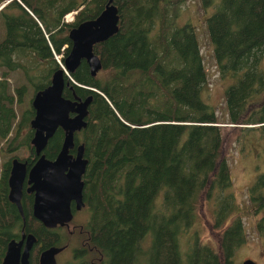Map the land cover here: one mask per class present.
I'll return each mask as SVG.
<instances>
[{
	"label": "trees",
	"instance_id": "1",
	"mask_svg": "<svg viewBox=\"0 0 264 264\" xmlns=\"http://www.w3.org/2000/svg\"><path fill=\"white\" fill-rule=\"evenodd\" d=\"M185 1L113 0L118 31L93 46L105 74L92 77L81 61L65 75L70 85L65 98L92 96L87 126L74 134L88 160L83 180L91 232L82 235L73 264H233L235 250L246 241L239 216L223 230L217 252L198 242L196 230L184 246L181 237L192 227L203 195L214 227L237 212L227 158L220 156L222 124L241 125L239 130L264 141V0H201L203 7L215 8L206 23L218 70L233 79L224 92V121L201 99L207 75L197 38L190 23H178ZM106 2L0 0L6 3L0 11L5 30L0 145L26 128L19 143L28 144L34 110L27 96L47 87L53 72L63 69L69 30L95 18ZM71 12L74 20L63 21ZM13 73L22 80L13 77L9 83ZM62 141L58 129L44 150L47 158L56 157ZM17 142L11 137L0 148H16ZM6 165L0 170V258L20 226L7 200ZM248 199L255 209H264V172L249 187ZM256 228L264 229V216ZM35 231L44 246L62 242L42 228ZM147 236L150 245L144 250Z\"/></svg>",
	"mask_w": 264,
	"mask_h": 264
},
{
	"label": "water",
	"instance_id": "2",
	"mask_svg": "<svg viewBox=\"0 0 264 264\" xmlns=\"http://www.w3.org/2000/svg\"><path fill=\"white\" fill-rule=\"evenodd\" d=\"M118 22L117 7L113 0H107L103 10L95 18L72 27L68 32L71 44L63 60L65 71L56 70L52 74L50 84L32 97L34 117L30 121L33 130L31 145L36 149V153L39 154L46 148L58 129L63 131V141L56 157L50 160L42 154L28 172V191L34 193L33 216L47 227L72 219V200L76 202L77 209L84 204L82 175L86 171L88 160L84 157V145L75 146L74 134L87 126L86 117L92 96L89 95L85 99L76 96L73 99L65 98L62 95L63 90L70 85L64 72L69 76L81 61H85L90 75L95 77L102 68V62L100 56L93 51V46L113 36L118 31ZM74 147L75 155L70 152ZM25 166V162L16 158L12 161L8 178L9 199L16 204H19L21 197ZM28 246L22 255L23 259L28 256ZM18 247V243L11 241L7 245L1 264H16ZM62 249L51 246L43 250L40 264H56L55 255ZM243 264L255 262L247 259Z\"/></svg>",
	"mask_w": 264,
	"mask_h": 264
},
{
	"label": "rangeland",
	"instance_id": "3",
	"mask_svg": "<svg viewBox=\"0 0 264 264\" xmlns=\"http://www.w3.org/2000/svg\"><path fill=\"white\" fill-rule=\"evenodd\" d=\"M7 3V2H6ZM6 3L0 5V11L4 10ZM215 8L213 6L203 7L201 0H186L179 9L178 23H190L194 29L204 69L207 75V84L201 93V99L207 103L214 111L219 121L228 119V112L225 106V89L233 82L232 77H222L213 54V46L207 32L206 18L209 17ZM75 15V12H72ZM5 36V30L0 22V40ZM105 74L104 70L98 72L99 76ZM11 76V77H10ZM9 76V83H13V77L21 74L13 73ZM22 80V76H21ZM29 93L27 101L32 98ZM20 114L18 113V118ZM223 137L220 155L227 158L230 176L232 180L233 192L238 205L237 212L232 214L222 227L213 226V217L210 203L204 195L197 203V217L189 232L181 237L182 246L187 240L194 239L193 231L199 235L198 242L201 245L209 246L217 252L219 250V237L223 230L239 216L246 235V241L239 246L233 255V264H243L244 260L251 259L255 264H264V229L256 228L257 222L264 216V209L261 211L256 205H252L248 199V189L254 183L257 175L264 172V141L255 132H242L240 127H228L233 125L222 124ZM257 126V125H256ZM28 129H23L26 132ZM257 134V133H256ZM12 137V133H11ZM10 137V138H11ZM4 142L0 147H4ZM6 146V145H5ZM3 154L0 155V169L2 168ZM256 210V211H255ZM90 217L89 212L82 210L75 214L72 225L85 224ZM61 232L69 240V248L61 255L56 256L60 262L73 258L72 249L78 248L83 243L80 234L69 235L65 229ZM150 245V237L147 236L142 248L145 250ZM92 257L94 255L91 254Z\"/></svg>",
	"mask_w": 264,
	"mask_h": 264
},
{
	"label": "flooded vegetation",
	"instance_id": "4",
	"mask_svg": "<svg viewBox=\"0 0 264 264\" xmlns=\"http://www.w3.org/2000/svg\"><path fill=\"white\" fill-rule=\"evenodd\" d=\"M33 97V96H32ZM30 127V126H29ZM31 129V127H30ZM32 130V129H31ZM33 133V130H32ZM26 134L23 130L18 132V135H15L14 132H12V138H15L18 140V144L16 148L12 147H5L4 149L0 148V155L3 154V163L2 166L4 167V164L7 163L5 167V172L7 173V185H8V191H7V200L9 201L10 204H12L15 208L16 213L18 214L20 218V226L18 229L15 230L14 235H12L5 244V251L3 253V256L0 258V264L3 261L4 255L7 250V245L11 242L14 241L15 243L19 244V251L16 257V264H40V256L43 250L47 249L48 247L55 246V247H62L63 249L58 252L55 255V260L56 256L61 255L64 251H66L69 248V240L66 238V236L61 232L62 229H65L69 235H74V234H86L90 235V227H89V218L87 219L85 224H76L72 225L70 228V223L73 221L75 214L79 213L82 210H85V201H84V192H85V180H83V175H82V180L84 182L83 186V194H82V199H83V205L81 206L80 209L76 208V202L74 200L71 201L70 207L72 211V219L68 222L64 223H57L53 227H47L45 226L41 221L36 219L33 216V202H34V193L29 192L28 188L30 187V184L28 183V172L30 168L34 165V163L40 158L42 154L46 157L44 150L37 154L36 149L31 145V139L33 137V134L28 139V144L22 145V143H19L20 139ZM11 137V133L8 136V138L5 140L8 141ZM75 148L74 147L70 152L75 155ZM85 157V155H84ZM18 159L19 161L25 162V176L23 183L21 185V197L19 200V204H16L15 202L10 201L9 199V184H8V178L10 175V171L12 168V161L13 159ZM47 158V157H46ZM55 158V157H54ZM54 158H47V159H54ZM86 158V157H85ZM2 167V168H3ZM1 168V169H2ZM0 169V170H1ZM87 169V168H86ZM1 172V171H0ZM86 172V171H85ZM43 229V231L47 234V236H52L56 237L62 242L59 245H49V246H44V241L41 240V238L38 237L36 234V229ZM31 236L33 237V241L31 242ZM88 239V238H87ZM28 246V256L26 259L22 258V255L25 251L26 246ZM90 254L94 255V259L98 258L93 252L92 248L89 247ZM73 254L75 253V249H72ZM74 263L75 258H71L69 260H64L63 262H60L58 259V263L56 260V264H67V263ZM94 264V262H93Z\"/></svg>",
	"mask_w": 264,
	"mask_h": 264
},
{
	"label": "bare ground",
	"instance_id": "5",
	"mask_svg": "<svg viewBox=\"0 0 264 264\" xmlns=\"http://www.w3.org/2000/svg\"><path fill=\"white\" fill-rule=\"evenodd\" d=\"M114 4V3H113ZM76 13V12H75ZM66 15H69V16H71L72 17V21L74 20V16L72 15V12L71 13H68V14H66ZM59 57L60 56H58V57H56L57 58V60H59ZM62 70H64L65 71V67H64V62H63V66H62ZM55 72V71H54ZM53 72V73H54ZM64 75H66V73L64 72ZM52 77V76H51ZM50 82H51V80H50ZM64 91V90H63ZM70 99V98H69ZM33 119V118H32ZM236 126H238V127H240V128H243V126H241V125H236ZM75 143V142H74ZM76 146V145H75ZM60 150V149H59ZM59 152V151H58ZM221 156V155H220ZM223 157V156H222Z\"/></svg>",
	"mask_w": 264,
	"mask_h": 264
},
{
	"label": "built area",
	"instance_id": "6",
	"mask_svg": "<svg viewBox=\"0 0 264 264\" xmlns=\"http://www.w3.org/2000/svg\"><path fill=\"white\" fill-rule=\"evenodd\" d=\"M63 21H65V22H72V17L69 16V15H66V16L64 17V20H63Z\"/></svg>",
	"mask_w": 264,
	"mask_h": 264
}]
</instances>
